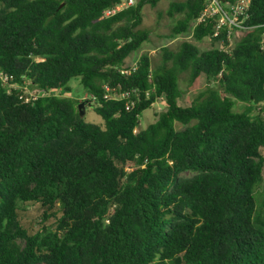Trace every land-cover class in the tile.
Segmentation results:
<instances>
[{
    "label": "trees",
    "instance_id": "trees-1",
    "mask_svg": "<svg viewBox=\"0 0 264 264\" xmlns=\"http://www.w3.org/2000/svg\"><path fill=\"white\" fill-rule=\"evenodd\" d=\"M121 1L0 0V264H264V0L229 49L194 23L203 0L169 2V37L191 41L135 69L159 0L103 16ZM182 73L214 86L180 105ZM76 78L102 126L60 95ZM30 203L34 230L18 220Z\"/></svg>",
    "mask_w": 264,
    "mask_h": 264
},
{
    "label": "rangeland",
    "instance_id": "rangeland-1",
    "mask_svg": "<svg viewBox=\"0 0 264 264\" xmlns=\"http://www.w3.org/2000/svg\"><path fill=\"white\" fill-rule=\"evenodd\" d=\"M172 1H181V0H159L154 7L148 5L144 6L142 9L141 15V25L140 28L148 31V39L141 44L139 49L135 52H131L125 61V65L130 66L133 63L137 62L139 57L143 54H146L151 59V65H155L159 62L161 49L167 48L170 50L176 49L180 41H191V32H188L184 35H178L176 37H169L171 33V28L174 25L175 20L179 15L174 17H169L166 14L169 2ZM242 33L237 32L233 34V42L239 40ZM209 41L203 39L200 42H192L197 46V48L202 50H207L210 48ZM79 79H72L68 81L66 86L68 87V92L59 91L60 95L63 97H69L74 99L77 104L83 103L81 110L83 111L82 117L87 123L103 125L102 119L92 112L90 104L87 103L88 100H91V97L85 93L81 86L79 85ZM180 90V105H188L202 90H205L208 87H213L214 84H208L203 76H199L191 85H188L187 74H179L178 80ZM58 91L56 92L59 93ZM244 106L242 102L233 100V110L235 112H241ZM164 109V103L161 98L155 100L150 108L145 109L140 118H139V129H143L149 123L153 122L156 119V115ZM177 130H182L183 126L175 123ZM41 218V209L38 205L32 203L26 204L23 206L20 215L19 222L20 224L27 228L38 229L42 224L39 223ZM52 223V219L45 222L44 225Z\"/></svg>",
    "mask_w": 264,
    "mask_h": 264
},
{
    "label": "built area",
    "instance_id": "built-area-1",
    "mask_svg": "<svg viewBox=\"0 0 264 264\" xmlns=\"http://www.w3.org/2000/svg\"><path fill=\"white\" fill-rule=\"evenodd\" d=\"M133 3L134 0H122L116 6L106 10L103 16L115 14ZM249 3L250 0H203V9L194 23H200L205 19L212 21V37L215 38L222 35L228 42L225 48L222 45V41L216 44V47L219 49H229L233 45L234 33H243L252 28L244 25V21L248 18L247 8ZM262 35H264V32H262ZM131 69H135L134 63L131 65ZM121 73H128V71L124 70ZM110 97L119 98V95H110Z\"/></svg>",
    "mask_w": 264,
    "mask_h": 264
},
{
    "label": "water",
    "instance_id": "water-1",
    "mask_svg": "<svg viewBox=\"0 0 264 264\" xmlns=\"http://www.w3.org/2000/svg\"><path fill=\"white\" fill-rule=\"evenodd\" d=\"M82 105H83V103H79L78 105H76V108H77V110L79 112V116L80 117H82V114H83V111L81 110Z\"/></svg>",
    "mask_w": 264,
    "mask_h": 264
}]
</instances>
